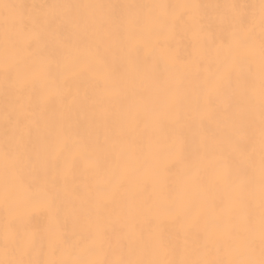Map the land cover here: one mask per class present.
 Returning a JSON list of instances; mask_svg holds the SVG:
<instances>
[{"label": "snow or ice", "instance_id": "snow-or-ice-1", "mask_svg": "<svg viewBox=\"0 0 264 264\" xmlns=\"http://www.w3.org/2000/svg\"><path fill=\"white\" fill-rule=\"evenodd\" d=\"M0 8L2 74L14 96L9 111L6 89L0 146L6 216L0 264H264V0L258 5L53 3L30 9L4 3ZM205 19L209 32L219 28L224 36L219 42L214 38L205 41L193 62L197 69L215 62L216 72L205 83L223 98L224 112L237 119L219 137L201 136L195 158L186 164L183 175L198 182L199 165L210 158L217 169L219 196L208 200L203 191H194L177 198L164 185L159 203L149 198L141 207L130 205L127 211L133 221L116 231L110 229L102 211L106 200H115L119 194L113 189L99 194L93 205L74 217L68 237L59 223L55 196L46 188L32 192L24 183V175L35 168L31 136L36 123L25 103L24 93L32 83L26 70L47 72L49 61L41 45L70 30L82 38L88 50L94 45L97 55L115 45L127 58L129 74H155V69L144 68L132 57L145 32L159 29L171 34L189 23L204 32ZM58 43L63 47L66 42ZM241 103L242 113L238 111ZM180 119L177 111L179 128H168L164 120H158L157 127L171 139L167 147L183 158L187 144L184 129L191 126L180 124ZM143 152V141L133 145V155ZM174 191L184 192L186 187L178 184ZM25 204L31 205L30 210L18 212ZM41 212H47V222L33 223V216ZM135 217H139V226ZM166 224L174 230L169 231Z\"/></svg>", "mask_w": 264, "mask_h": 264}, {"label": "bare ground", "instance_id": "bare-ground-1", "mask_svg": "<svg viewBox=\"0 0 264 264\" xmlns=\"http://www.w3.org/2000/svg\"><path fill=\"white\" fill-rule=\"evenodd\" d=\"M4 3L23 4L30 9L32 5L53 3L258 5L259 0H0V5ZM202 23L204 32L191 23L177 27L171 34L159 29L145 32L132 57L144 68L155 69V74H129L127 58L118 53L115 45L97 55L94 45L88 50L82 38L70 30H63L41 45L49 61L47 72L26 70L32 83L24 93L25 103L36 123L31 136L35 168L24 175V183L32 192L46 188L55 196L59 223L68 237L74 217L93 205L99 194L113 189H118L119 194L115 200H106L102 211L108 217L110 229L116 231L133 221L127 211L130 205L141 207L149 198L159 203L164 185L177 198L194 191H203L208 200L219 196L217 169L210 158L199 165L198 182L183 175L186 164L195 158L201 136L219 137L237 119L233 113L224 112L223 98L205 83L216 72L215 62L201 64L199 69L193 62L205 41L214 38L219 42L224 36L219 28L209 32L207 19ZM2 34L0 8V53ZM255 37L258 49V10ZM59 41L66 42L65 46L61 47ZM2 68L0 56V146L4 140L6 89L7 109L11 111L14 106ZM177 111L180 124L191 126L184 129L187 144L183 158L167 147L171 139L157 127V121L164 120L168 128H179L175 120ZM238 111H244L242 103ZM139 141H143V155H133L132 147ZM123 153H128L127 157ZM4 180L0 163V240L6 216L2 199ZM178 184L185 185L186 191H174ZM30 207L21 205L17 211L26 213ZM47 216V212L34 215L33 223L43 225ZM135 220L139 226V217ZM165 227L174 230L171 224Z\"/></svg>", "mask_w": 264, "mask_h": 264}]
</instances>
